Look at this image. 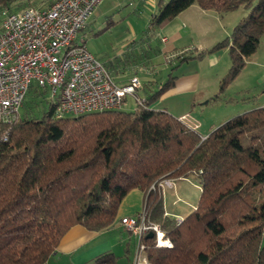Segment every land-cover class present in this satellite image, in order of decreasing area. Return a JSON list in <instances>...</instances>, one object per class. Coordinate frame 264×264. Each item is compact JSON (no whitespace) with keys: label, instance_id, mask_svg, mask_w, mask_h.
<instances>
[{"label":"trees","instance_id":"16d2710c","mask_svg":"<svg viewBox=\"0 0 264 264\" xmlns=\"http://www.w3.org/2000/svg\"><path fill=\"white\" fill-rule=\"evenodd\" d=\"M193 4L248 9L224 39L175 58L181 63L227 49L223 90L260 45L264 0H159L148 29L154 34ZM172 69L145 106L57 116L52 101L39 114L25 109L2 126L9 137L0 141V264H46L72 226H111L134 188L144 191L146 216L172 242L158 246L143 236L147 262L141 264H264V105L226 119L205 137L181 116L151 106L173 86ZM179 177L201 189L181 221L166 214L159 186ZM116 259L107 251L94 264Z\"/></svg>","mask_w":264,"mask_h":264},{"label":"built area","instance_id":"2783aa9c","mask_svg":"<svg viewBox=\"0 0 264 264\" xmlns=\"http://www.w3.org/2000/svg\"><path fill=\"white\" fill-rule=\"evenodd\" d=\"M101 2L54 0L46 6H29L6 15L0 29V141L9 137L2 126L18 118L32 88L49 92L57 104V116L124 109L130 97L135 108L145 106L140 76L134 74L126 82H119L78 39ZM165 185L172 186L173 181L159 182L162 188ZM121 224L138 237L132 264L147 262L142 238L149 232H153L158 246H172L161 225L151 221L144 210L123 217Z\"/></svg>","mask_w":264,"mask_h":264},{"label":"rangeland","instance_id":"374dc122","mask_svg":"<svg viewBox=\"0 0 264 264\" xmlns=\"http://www.w3.org/2000/svg\"><path fill=\"white\" fill-rule=\"evenodd\" d=\"M8 1L9 0H3V2H1L3 3V6H7V13L19 11L29 6H45L53 2L54 0H12L10 1V3H8ZM153 1L155 2L156 0H104L100 5L102 14H100L101 12L99 13L94 11L92 17L89 18V22L91 25L86 30L87 48L102 62L110 65V67L112 66L111 70L121 79H126L128 76H131L134 73H137L139 75L143 73H150L151 75L156 77L157 82L160 79V81L165 80L168 71L171 68H174L172 70L174 72V75L176 76L187 72H193L195 70L199 71L203 79H201V86L207 88V91H213L217 86H219V91H217L219 94L233 97L229 102L224 100L215 103L212 102L208 106L205 114L206 116H212L211 119L223 117L225 115H229L230 118L233 115L246 111L245 109L247 105L249 106L251 105V103L253 104L259 101H264V35L261 37L260 45L257 51L247 62L248 64H246L242 71L227 84L226 88L224 89L225 91L220 90V84L222 78L224 77L230 66V58L228 52L225 55V65H223L224 62H221L220 66L213 68H208L209 61L205 57L192 58L181 63H178V61L175 62V60L167 61V59L166 62H164L160 56L154 55L153 49H148L149 45H147V43L139 48L140 53L138 56L140 57L135 58L137 52H132L130 48L133 47L132 44L135 43L134 40L139 41L143 37V32L147 28L149 23V16L157 8L156 3H153ZM106 9H108L109 11L106 14H103ZM222 12L224 18L223 21L225 24L224 28L226 30H224L223 32H221V30H218L220 33H222L221 38H219L220 40L224 39L230 33L231 29L237 23V21L242 16L248 13V9L245 6L241 5L237 9L225 10ZM5 17L6 10L0 11V23H2ZM94 18H96V21H94ZM214 36V34H206L200 36V38H198L199 40L197 39L196 42L200 41L203 45L202 48L192 47V49L187 50V52H185L184 54H194L201 49L211 47L215 44L216 41L214 40ZM125 49H130V52L121 55V52ZM165 63H168L167 67L163 68V66H165ZM220 72H223L222 76ZM217 78H219V80H217ZM149 81L154 82L152 80ZM151 85L153 86V83L146 86L148 91L150 87H152ZM145 93L147 94L146 90ZM32 94L28 93L24 101V103L26 102L27 104H30L31 107L29 108L27 105L25 108V106L22 105L20 113H23V110L26 109L30 111L31 114H33L34 112H36V114H39L38 112H41V110L43 109H47L50 102H52L49 92H44L42 96ZM160 106L165 107L166 102L161 103ZM134 108L135 101L130 97L128 98V104L124 109L131 110ZM174 109L175 108H171L170 111L176 113ZM164 179H170L171 181H173L172 186H174V178ZM162 180H160L159 182H161ZM168 187V185H165L166 191L163 194L166 207L168 205L169 207H171V209L177 208L183 211L185 209H188L189 207L186 206V202L196 204L201 193V189L198 186L191 185V183L189 184L186 181L181 182V188L180 191L177 190V196L175 195V193L172 195L171 192L167 190ZM136 190L137 189H132L131 191H129V193L124 197L121 203H130L133 198L132 194ZM139 190L140 191L138 192H141L140 211H142L143 193L141 189ZM175 197H177L179 201L174 202V200L176 199ZM125 207L126 206L123 205L122 210ZM119 212L120 211L118 210V215ZM128 231L122 228L121 233H124L126 241L122 245V247L124 246L123 252H118L121 254V257H117L118 259L114 264H126L127 255L131 256L137 250L138 237L132 232L130 233Z\"/></svg>","mask_w":264,"mask_h":264},{"label":"crops","instance_id":"0c3cea01","mask_svg":"<svg viewBox=\"0 0 264 264\" xmlns=\"http://www.w3.org/2000/svg\"><path fill=\"white\" fill-rule=\"evenodd\" d=\"M103 1L104 0H102L101 3H103ZM158 1L159 0H156L155 2L153 1V3H156L157 6L155 11H157L159 8ZM101 3L98 5L95 12H101ZM0 4V11L6 10L7 15V6H3V3ZM108 11L109 10L106 9L103 14H106ZM222 13L223 12L221 11H216L212 9H203L200 6L193 4L182 12H180L171 21L158 28L154 34H152L151 31L148 29V23L147 28L143 32V37L141 38V40H134L135 43L132 44L133 47H131L130 49L132 52H137L135 58H138L140 57L138 56L140 53L139 48H141L142 45L147 43V45H149L148 49H153L154 55L160 56L164 62H166V59L167 61L175 60L176 57H178L182 53L187 52V50L192 49V47L202 48V43L200 41L196 42V40L202 35L214 34V40H216L215 43L218 42L220 40L219 38H221L222 35V33H220L218 30H221V32L226 30L224 28L225 24L223 21L224 18ZM100 14H102V12ZM151 14L149 16V19L151 18ZM90 17H92V15ZM89 21L90 19H88L86 26L79 32L78 35V39L82 41L85 45L87 36L86 30L91 25ZM94 21H96V18H94ZM2 23H0V29L2 27ZM164 37L165 39H163ZM130 49H125L121 52V55L129 53ZM226 54L227 49H221L217 52L205 56V58H207L209 61L208 68L218 67L220 66L221 62H224L223 65H225ZM103 63L110 69L114 77L119 82H126L129 79L130 76H128L126 79H121L111 70L112 66L110 67V65L106 64L105 62ZM167 64L168 63H165V66H163V68H166ZM223 72H220L221 76ZM139 76L143 82V88L140 91V95L145 98L147 97L149 91L157 88L159 86V83L162 82L160 81L161 79L156 82V77L151 75L150 73H143ZM219 78H217V80H219ZM201 79V73L197 70L177 75L173 86L167 91H165L158 100L151 104V106L166 109L168 111H170L171 108H175L174 110L176 113H173L172 111L170 112L175 115L181 116V118H183L188 124L196 128L201 135L206 136L209 131L213 129L216 125L229 118V115H225L223 117L211 119L212 116L205 115L208 106L212 102L215 103L223 100L229 102L233 97H228L223 94H219L217 92L219 91V86H217L216 89L213 91H207V88L201 86V82L203 80ZM149 80H152L154 82H151ZM151 83H153V86L151 85L152 87H150L148 91L146 86L150 85ZM145 90L147 94L145 93ZM164 102H166V106L161 107L160 104ZM260 105H264V101H259L253 104L251 103V105H247L245 110ZM174 181V186H169L167 190L170 191L172 195L175 193L176 196L177 190L180 191L182 181H186L189 184L191 183V185L198 186L192 178L179 177L176 178ZM134 189L137 190L132 194V201L130 203L126 202L125 204L121 203L119 215L111 226L99 231L89 230L81 224H76L72 226L69 231L63 236L59 246L51 255L46 264H94L95 259L100 254L107 251L113 252V254L117 257H121V254L118 252H123L124 246L122 247V245L126 241L124 233H121L122 228L128 231L121 224V219L126 216H133L141 210V192H138L140 191L139 188ZM165 191L166 189L164 187L163 193ZM142 193V204L144 208L145 193L144 191H142ZM175 198L176 199L174 200V202L179 201L177 197ZM123 205H125L126 207L122 210ZM164 205L165 212H167L169 215H173L176 217H184L195 207L196 204L186 202V206L189 208L185 209L184 211L177 208L171 209V207H169L168 205L166 207L165 201ZM134 258L135 253H133L131 256L127 255L126 264H132Z\"/></svg>","mask_w":264,"mask_h":264},{"label":"water","instance_id":"95a60500","mask_svg":"<svg viewBox=\"0 0 264 264\" xmlns=\"http://www.w3.org/2000/svg\"><path fill=\"white\" fill-rule=\"evenodd\" d=\"M205 137H206V136H205ZM148 236H151V237H152V236H153V232H150V233L148 234Z\"/></svg>","mask_w":264,"mask_h":264}]
</instances>
